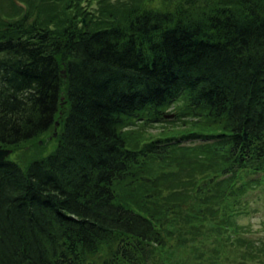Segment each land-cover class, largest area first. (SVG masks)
<instances>
[{
    "label": "trees",
    "instance_id": "trees-1",
    "mask_svg": "<svg viewBox=\"0 0 264 264\" xmlns=\"http://www.w3.org/2000/svg\"><path fill=\"white\" fill-rule=\"evenodd\" d=\"M10 1L0 148L60 133L0 162V264H264L237 223L264 181V0ZM170 108L189 132L145 137Z\"/></svg>",
    "mask_w": 264,
    "mask_h": 264
},
{
    "label": "rangeland",
    "instance_id": "rangeland-1",
    "mask_svg": "<svg viewBox=\"0 0 264 264\" xmlns=\"http://www.w3.org/2000/svg\"><path fill=\"white\" fill-rule=\"evenodd\" d=\"M28 1V0H25ZM116 1V0H113ZM124 2H129V0H123ZM197 1V0H194ZM205 0L198 2L199 9L201 10ZM214 2H220L219 0H213ZM234 0H226V2H232ZM83 6H86L88 10L97 12L101 8V0H82ZM188 0H144V6L148 8H155L161 10L174 9L177 6L182 4L187 5ZM210 2V1H209ZM3 3V4H2ZM192 3V0H191ZM223 3V2H222ZM0 5L6 7L4 12H9L10 14L16 10L12 8V3L10 0H0ZM192 5V4H191ZM19 6H21L19 4ZM14 7V6H13ZM11 8V10L9 9ZM191 8V7H190ZM181 106V105H180ZM173 108L168 110L167 115H173ZM148 122V121H146ZM186 119L184 117L178 118L176 121H173L170 118L165 119L163 122H148L151 124L146 129H141L144 132V136L149 139H157L162 135H172V134H186L187 128ZM57 133V135H55ZM60 128H52L46 135L41 137L35 142L22 145L20 148L14 149L13 156L11 160L19 161L23 167H25L29 162L35 157L47 156L57 146L59 139ZM193 145V144H191ZM197 145V144H196ZM179 169H175L178 171ZM161 171V167L158 169V173ZM260 179H263V176H259ZM240 205L238 210L242 212L241 216L238 217L237 223L241 226L246 227L250 232L247 233L248 236H253L251 239L257 240L259 237L264 238V181L261 182L260 186L254 187L249 190L243 197L240 198ZM240 257V256H239ZM236 258V259H235ZM230 259L238 261V254L232 253ZM233 262V261H229ZM234 264V263H231Z\"/></svg>",
    "mask_w": 264,
    "mask_h": 264
},
{
    "label": "water",
    "instance_id": "water-1",
    "mask_svg": "<svg viewBox=\"0 0 264 264\" xmlns=\"http://www.w3.org/2000/svg\"><path fill=\"white\" fill-rule=\"evenodd\" d=\"M11 154H12V150L0 149V162L5 161L8 157H10Z\"/></svg>",
    "mask_w": 264,
    "mask_h": 264
}]
</instances>
